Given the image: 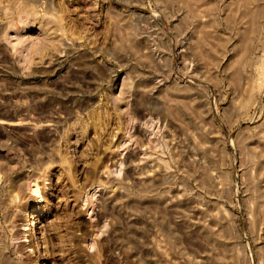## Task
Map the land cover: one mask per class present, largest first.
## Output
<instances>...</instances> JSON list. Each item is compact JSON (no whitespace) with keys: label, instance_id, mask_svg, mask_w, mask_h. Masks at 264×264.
Wrapping results in <instances>:
<instances>
[{"label":"rangeland","instance_id":"obj_1","mask_svg":"<svg viewBox=\"0 0 264 264\" xmlns=\"http://www.w3.org/2000/svg\"><path fill=\"white\" fill-rule=\"evenodd\" d=\"M0 264H264V0H0Z\"/></svg>","mask_w":264,"mask_h":264},{"label":"bare ground","instance_id":"obj_2","mask_svg":"<svg viewBox=\"0 0 264 264\" xmlns=\"http://www.w3.org/2000/svg\"><path fill=\"white\" fill-rule=\"evenodd\" d=\"M29 218H30L29 219L30 222L28 224L29 231H30L29 236H30V240L35 239L34 243L32 244V248L35 249V248H38L40 246V244L38 243V235H39V228H38V223H37L38 222V216L36 214H32L31 217H29ZM33 255L36 256V254H33Z\"/></svg>","mask_w":264,"mask_h":264}]
</instances>
